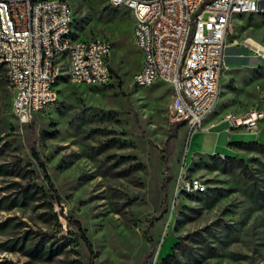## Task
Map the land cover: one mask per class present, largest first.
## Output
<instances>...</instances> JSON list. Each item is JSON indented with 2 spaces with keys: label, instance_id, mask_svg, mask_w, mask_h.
<instances>
[{
  "label": "rangeland",
  "instance_id": "374dc122",
  "mask_svg": "<svg viewBox=\"0 0 264 264\" xmlns=\"http://www.w3.org/2000/svg\"><path fill=\"white\" fill-rule=\"evenodd\" d=\"M66 1L74 37L111 42V77L96 86L62 76L55 100L20 124L10 114L12 90L0 65V165L13 173L0 175V197L9 200L24 186L39 197L0 208V224L8 225L0 228V264H164L174 241L179 263L165 264H264L263 155L244 151L245 172L206 155L238 154L227 140L264 142V119L257 135L231 130L228 139L219 122L189 134L176 129L170 87L132 85L140 54L131 13L106 0ZM253 44L264 48V11L233 18L224 50L229 65L201 128L226 112L264 108V53ZM181 169L207 189L180 194L173 204ZM25 231L63 249L50 261L6 250Z\"/></svg>",
  "mask_w": 264,
  "mask_h": 264
},
{
  "label": "built area",
  "instance_id": "2783aa9c",
  "mask_svg": "<svg viewBox=\"0 0 264 264\" xmlns=\"http://www.w3.org/2000/svg\"><path fill=\"white\" fill-rule=\"evenodd\" d=\"M106 1L132 16V43L140 54L132 85L166 84L171 89L167 106L171 120L183 122L188 134L204 129L202 122L219 96L232 20L263 12L264 0ZM110 49L107 39L73 36L66 0H0V63L12 90L10 114L20 124L55 100L62 76L74 84H108ZM263 119L264 108L226 112L221 118L229 130L251 134ZM205 188L200 178L181 169L172 203L180 194L202 193Z\"/></svg>",
  "mask_w": 264,
  "mask_h": 264
},
{
  "label": "trees",
  "instance_id": "16d2710c",
  "mask_svg": "<svg viewBox=\"0 0 264 264\" xmlns=\"http://www.w3.org/2000/svg\"><path fill=\"white\" fill-rule=\"evenodd\" d=\"M175 126L177 129L181 126H184V123L175 122ZM227 145L242 149L244 151L256 152L258 154H262L264 157V143H260L256 140H248V141L234 140L227 142ZM208 156L211 158L215 157L218 160V162L223 166L224 165L230 167L232 166L239 169L242 172H245L246 165L243 163V159L241 157L223 155V157L220 158L218 155L215 154ZM1 174H13V173H11L8 168H5L2 165H0V175ZM46 185L51 187V183L49 180H46ZM206 189L207 188H205V190L202 193H206ZM36 193H37L36 189H30L29 186H24L20 189L18 195L14 196L9 200L8 198L1 196L0 208H4L7 206H15L20 202L37 201L39 197L38 195H36ZM185 195L190 196L191 194H185ZM7 226L8 225L6 222L0 224V228L1 227L5 228ZM32 238H33L32 235H30L28 231H25L20 237H16L15 239H13L12 242L8 245V247H6V250L19 251L22 255L28 256L36 260L50 261L54 256L58 255L63 249L62 244H57V245H54L52 243L47 244L46 243L47 241L42 239V237L35 241ZM177 245H178L177 241H174L172 243V245L170 246V252L167 253L164 257L160 258L162 263L165 264L169 260L175 261V263H179L178 257L175 254V249Z\"/></svg>",
  "mask_w": 264,
  "mask_h": 264
},
{
  "label": "crops",
  "instance_id": "0c3cea01",
  "mask_svg": "<svg viewBox=\"0 0 264 264\" xmlns=\"http://www.w3.org/2000/svg\"><path fill=\"white\" fill-rule=\"evenodd\" d=\"M257 49V48H256ZM257 51H258V49H257ZM227 55H226V57H225V59L227 60ZM225 64H226V66L228 67V65H229V62H228V60H227V62H225ZM209 116V115H208ZM207 116V117H208ZM206 117V118H207ZM205 118V119H206ZM204 119V120H205ZM217 122H219V124L218 125H224V127L222 128V131H223V129H224V132L226 133V138L228 139V138H230V133H231V130H229L228 129V127H227V123L225 122V121H221V120H219V121H210L209 123H208V126H205V127H203L204 129H202V130H204V131H207V130H209L212 126H214ZM248 134H251V133H248ZM258 134V129H257V132H256V134H254V135H257ZM253 140H256V139H253ZM229 141H234V140H227V142H229ZM239 141H243V140H239ZM245 141H248V140H245ZM256 141H258V140H256ZM227 142H226V145H227ZM258 142H260V143H264V142H261V141H258ZM228 147H230V148H232V149H234V150H236V151H239L238 152V154H236L235 155V157H240V156H242L243 155V152H244V150H242V149H239V148H235V147H232V146H229V145H227ZM206 155H212V154H206ZM215 155H218L220 158H222L223 157V155H219V154H217V153H215ZM229 156V155H228ZM194 194H200V193H194Z\"/></svg>",
  "mask_w": 264,
  "mask_h": 264
},
{
  "label": "bare ground",
  "instance_id": "6f19581e",
  "mask_svg": "<svg viewBox=\"0 0 264 264\" xmlns=\"http://www.w3.org/2000/svg\"><path fill=\"white\" fill-rule=\"evenodd\" d=\"M253 45H254L255 48L258 49V51L264 53V48H263L262 46H260V45H256V44H253ZM226 68H227V67H226V64H225V53H224V70H226Z\"/></svg>",
  "mask_w": 264,
  "mask_h": 264
}]
</instances>
